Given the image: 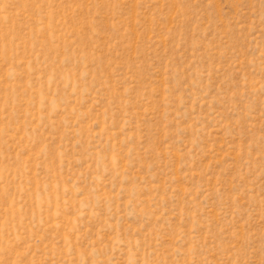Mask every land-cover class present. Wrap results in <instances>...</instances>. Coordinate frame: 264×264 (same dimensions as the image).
I'll return each mask as SVG.
<instances>
[{
  "label": "rangeland",
  "instance_id": "1",
  "mask_svg": "<svg viewBox=\"0 0 264 264\" xmlns=\"http://www.w3.org/2000/svg\"><path fill=\"white\" fill-rule=\"evenodd\" d=\"M0 264H264V0H0Z\"/></svg>",
  "mask_w": 264,
  "mask_h": 264
}]
</instances>
